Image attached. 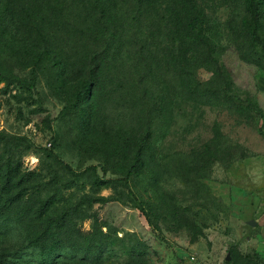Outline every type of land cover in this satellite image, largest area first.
<instances>
[{
	"label": "rangeland",
	"instance_id": "obj_1",
	"mask_svg": "<svg viewBox=\"0 0 264 264\" xmlns=\"http://www.w3.org/2000/svg\"><path fill=\"white\" fill-rule=\"evenodd\" d=\"M250 24L245 0H0V264L40 247L50 264L100 247L95 264H264Z\"/></svg>",
	"mask_w": 264,
	"mask_h": 264
},
{
	"label": "trees",
	"instance_id": "obj_2",
	"mask_svg": "<svg viewBox=\"0 0 264 264\" xmlns=\"http://www.w3.org/2000/svg\"><path fill=\"white\" fill-rule=\"evenodd\" d=\"M260 3V0H245V5H246V9H247V12H248V15H249V18H250V21H251V24H250V38L251 40L260 47L262 53L264 54V42L263 40L261 39L260 35H259V11H258V5ZM201 20L200 19H194L192 22H191V25L194 27L195 31L197 33H200V29H201ZM59 163H61L67 170H69L70 172H73V170L70 168L69 165L65 164L62 160L56 158ZM96 172L94 171V175ZM95 179L96 181H100L97 176H95ZM102 183H113L115 182V179H112V178H107L106 180H102L101 181ZM0 218H1V215H0ZM41 246V245H40ZM35 247H39V244H35ZM41 250H42V255H44L41 260H40V263L39 264H50V262H47L48 258L50 257V254L53 252L51 249H47V251H45V247H40ZM67 248V247H65ZM63 250V249H61ZM103 247H100L99 250H98V254L96 256V260L94 261L92 258H90V254H88V257H87V262H84V264H88L89 260L90 262H93V264L95 263H99L103 258H102V252H103ZM45 252V254H44ZM90 253V252H88ZM9 264H13V263H9ZM15 264V263H14Z\"/></svg>",
	"mask_w": 264,
	"mask_h": 264
},
{
	"label": "water",
	"instance_id": "obj_3",
	"mask_svg": "<svg viewBox=\"0 0 264 264\" xmlns=\"http://www.w3.org/2000/svg\"><path fill=\"white\" fill-rule=\"evenodd\" d=\"M246 224L247 225H249V226H255V224H256V221L255 220H248V221H246ZM225 259L226 260H229V255H227L226 257H225Z\"/></svg>",
	"mask_w": 264,
	"mask_h": 264
}]
</instances>
